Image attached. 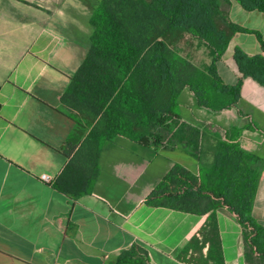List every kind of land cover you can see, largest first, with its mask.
I'll return each mask as SVG.
<instances>
[{"label":"crops","instance_id":"crops-1","mask_svg":"<svg viewBox=\"0 0 264 264\" xmlns=\"http://www.w3.org/2000/svg\"><path fill=\"white\" fill-rule=\"evenodd\" d=\"M220 10L264 41L263 13L245 11L235 0L221 1ZM92 11L93 0H0V264H116L133 243L146 250L150 264H193L182 259V250L193 236L200 238L208 214L143 202L174 163L197 170L183 151H159L117 136L102 147L90 193L73 199L51 185L67 161L60 147L74 128L60 97L88 52ZM237 46L264 55L254 33H235L216 63L229 85L240 75L232 57ZM191 62L203 67L210 57L201 66ZM177 100L183 118L213 136L243 127L240 146L264 158V89L252 78L242 79L238 108L200 106L186 87ZM238 110L257 128L245 127L249 120ZM251 213L264 226V176ZM215 218L223 264H263L247 251L229 211L218 207ZM207 248L193 253L204 259Z\"/></svg>","mask_w":264,"mask_h":264},{"label":"trees","instance_id":"trees-1","mask_svg":"<svg viewBox=\"0 0 264 264\" xmlns=\"http://www.w3.org/2000/svg\"><path fill=\"white\" fill-rule=\"evenodd\" d=\"M225 0H93L90 46L60 97L63 113L74 128L60 147L67 161L51 181L73 199L90 193L99 173V156L106 141L117 136L161 151L180 150L192 157L197 170L174 163L143 202L190 214H208L199 235L182 250L199 253V264H223L215 209L229 211L242 228L247 251L264 264V226L251 211L261 178L264 158L240 146L243 127L224 130L223 137L209 134L183 118L180 91L188 88L200 106L211 110L238 108L241 84L250 77L264 89V55L233 50L239 77L223 82L219 62L233 35L258 31L231 22L220 10ZM245 11L264 14V0H235ZM187 34L208 50L210 62L196 66L181 55L177 42ZM249 120L245 127L256 125ZM116 264H150L137 243L120 251Z\"/></svg>","mask_w":264,"mask_h":264},{"label":"rangeland","instance_id":"rangeland-1","mask_svg":"<svg viewBox=\"0 0 264 264\" xmlns=\"http://www.w3.org/2000/svg\"><path fill=\"white\" fill-rule=\"evenodd\" d=\"M176 47L183 56H187L191 61L199 64L200 66L209 60V55L203 46L187 34H185L183 38L177 42ZM190 160L193 161L191 158ZM186 258L194 264L198 263L199 255L191 252L190 255L187 254Z\"/></svg>","mask_w":264,"mask_h":264},{"label":"built area","instance_id":"built-area-1","mask_svg":"<svg viewBox=\"0 0 264 264\" xmlns=\"http://www.w3.org/2000/svg\"><path fill=\"white\" fill-rule=\"evenodd\" d=\"M41 179L45 180V181H49L48 177L45 175H41ZM191 251L188 252V255H190Z\"/></svg>","mask_w":264,"mask_h":264}]
</instances>
